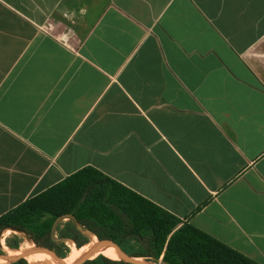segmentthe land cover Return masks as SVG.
<instances>
[{
	"label": "crops",
	"instance_id": "crops-1",
	"mask_svg": "<svg viewBox=\"0 0 264 264\" xmlns=\"http://www.w3.org/2000/svg\"><path fill=\"white\" fill-rule=\"evenodd\" d=\"M86 166L264 264V0H0V215Z\"/></svg>",
	"mask_w": 264,
	"mask_h": 264
},
{
	"label": "trees",
	"instance_id": "trees-1",
	"mask_svg": "<svg viewBox=\"0 0 264 264\" xmlns=\"http://www.w3.org/2000/svg\"><path fill=\"white\" fill-rule=\"evenodd\" d=\"M11 227L34 248L61 256L69 245L79 248L96 238L107 246L116 242L129 255L151 263L259 264L90 166L0 215V233ZM7 245L18 247L16 240ZM18 256L13 252L12 261L3 264H29ZM86 264L138 263L99 254Z\"/></svg>",
	"mask_w": 264,
	"mask_h": 264
},
{
	"label": "water",
	"instance_id": "water-1",
	"mask_svg": "<svg viewBox=\"0 0 264 264\" xmlns=\"http://www.w3.org/2000/svg\"><path fill=\"white\" fill-rule=\"evenodd\" d=\"M14 229L13 227H11ZM112 244L108 246L109 249L114 250L118 253L119 259L128 262H134L138 264H160V263H151L149 261H141L138 260L137 257H133L126 253L124 249L116 242L111 241ZM5 252H15L19 254L23 258H40L46 261H56L58 264H86L94 257L98 256L99 254H103L102 249H96L90 252L87 256L79 260H69L66 256H61L45 247L36 246L35 248L27 247V248H20V247H7L5 250H0L1 254ZM52 252V253H51ZM104 255V254H103Z\"/></svg>",
	"mask_w": 264,
	"mask_h": 264
},
{
	"label": "rangeland",
	"instance_id": "rangeland-1",
	"mask_svg": "<svg viewBox=\"0 0 264 264\" xmlns=\"http://www.w3.org/2000/svg\"><path fill=\"white\" fill-rule=\"evenodd\" d=\"M14 240L17 241L18 247H22V248H27V247L29 248V245H35L31 241H29L28 238L24 234H22L21 232L15 230V229H12V228H7V229L3 230L2 234H0V250H5L7 247H10L7 245V243L12 242ZM95 240L98 241V239H96V238H95ZM91 241H92V239L90 240V242ZM111 244H112V242H111ZM76 248L77 247H75L74 245H69V249L66 252V255ZM96 249H97V247L95 246L94 248L91 249L90 252H92L93 250H96ZM88 254H86L85 256H87ZM7 256H8V252H5L3 254V256H1L0 258L4 259V258H7ZM19 257H21V256H18L17 258H19ZM25 259L28 261V258H25ZM137 259L141 260V261H146L143 258H137ZM6 263H8V262H6ZM28 263L31 264L29 261H28Z\"/></svg>",
	"mask_w": 264,
	"mask_h": 264
},
{
	"label": "bare ground",
	"instance_id": "bare-ground-1",
	"mask_svg": "<svg viewBox=\"0 0 264 264\" xmlns=\"http://www.w3.org/2000/svg\"><path fill=\"white\" fill-rule=\"evenodd\" d=\"M92 242L97 245V247H98L97 249L103 250L104 255H107V256L115 258V259L119 258V255L116 251L109 249L107 245H103L100 240L97 241V240H95V238H92ZM29 247L34 248V245H29ZM78 254L82 255V256H85L87 254L85 252V245H83L79 248H76L74 250V252H72L66 258L69 260H72ZM12 257H13V252H8L7 258H4V259L0 258V264L9 262L12 259ZM28 261L31 264H58L56 261H46V260L35 259V258H28Z\"/></svg>",
	"mask_w": 264,
	"mask_h": 264
}]
</instances>
